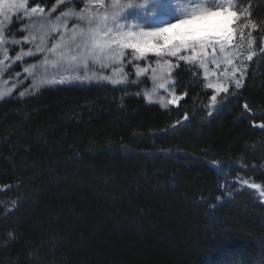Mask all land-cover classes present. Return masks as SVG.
I'll use <instances>...</instances> for the list:
<instances>
[{"label":"trees","instance_id":"16d2710c","mask_svg":"<svg viewBox=\"0 0 264 264\" xmlns=\"http://www.w3.org/2000/svg\"><path fill=\"white\" fill-rule=\"evenodd\" d=\"M231 6L254 55L211 115L192 66L168 109L104 84L0 101V264H264V0Z\"/></svg>","mask_w":264,"mask_h":264},{"label":"rangeland","instance_id":"374dc122","mask_svg":"<svg viewBox=\"0 0 264 264\" xmlns=\"http://www.w3.org/2000/svg\"><path fill=\"white\" fill-rule=\"evenodd\" d=\"M228 3L229 0H103L101 4L97 0H53L50 10L43 9L41 12L40 7H35L37 11L33 12L30 0H24L23 9L8 13L12 19L5 21L3 15H0V21H3L0 27L5 30V43L0 46V60L4 61L0 64V93L3 94L0 101L29 97L48 87L104 84L117 88H133L134 94L143 98L147 104L167 109L176 99L173 73L180 66L198 69L205 88L212 95L219 96L224 93L215 91V86L218 85L238 88L242 84L245 71L243 64L248 58L250 47L248 41L245 44L247 48L239 47L234 38L223 49L214 42L206 43L203 47L200 43H195L196 55L190 61L180 60L179 57L193 55L191 46L181 50L175 57L162 52L160 56L149 54L139 60L132 54L131 49H126L125 55L119 61L102 66L101 63H93L89 59L87 67L83 60L79 61V66L71 62L72 55H83V49L77 51L75 45L64 50L63 60L59 58V51L55 54L47 51L62 35L64 39H70L73 25L76 26V32L86 29L87 20H80L79 15L100 18L107 16L109 21L115 16L113 34L120 25H123L121 31L135 32L166 28L160 35L165 48L181 40L188 41L191 45L200 38L227 36L233 34L231 25L234 18L231 12L199 14L224 7ZM179 19H187L188 22L180 24ZM169 23L176 27H169ZM54 26L56 31H53ZM24 36L29 37V43L23 42ZM17 40L21 41L19 45L14 43ZM77 43L81 41L78 40ZM149 43L155 46L154 41ZM38 47H43L45 51L35 56L23 57L20 61L15 60V56L22 50L31 48L36 52ZM5 51L8 53L7 59ZM24 68L29 71L24 72ZM138 68H147V71L137 75ZM61 80L65 83L60 84ZM113 80L118 83L113 84ZM209 85L213 87L210 88ZM21 93L24 95L21 96ZM215 107L210 102L209 112L212 113Z\"/></svg>","mask_w":264,"mask_h":264},{"label":"snow or ice","instance_id":"6c2138e0","mask_svg":"<svg viewBox=\"0 0 264 264\" xmlns=\"http://www.w3.org/2000/svg\"><path fill=\"white\" fill-rule=\"evenodd\" d=\"M98 3H103V0H97ZM24 8V0H0V15H3L4 20L8 21L12 19L8 13L12 12L13 10H16L19 12L21 9ZM33 12H36L37 9L34 7L32 8ZM40 11L42 12L43 9L41 8ZM216 12H231L233 16L232 21V33L227 36L223 37H215V38H200L198 41L193 42L191 45H189L188 41L181 40L176 42L175 44L165 48L163 42L160 39L161 33L166 31V28L158 27L151 31H121V28H123V25H120V27H117L115 29V34H113V25L116 24V17L113 16L112 20L109 21V18L107 16H104L103 18L100 17H91V16H82L79 15L78 18L80 20H87V27L85 30L76 32L75 31V25H73V32L71 34L70 39H64L63 35L61 36V39L52 45L50 49H47V51L51 53H57L59 51L60 53V59L63 60L64 58V50L71 48L73 45H75L77 51H80L83 49V55L77 56L72 55L71 56V62L77 64L79 66V61H84V66L87 67L88 60L91 59L93 63H101L102 66H104L105 63H113L116 61H119L124 55L126 49H131L132 54L135 55L136 59H143L146 58L149 54L160 56L162 52H167L169 55L175 57L177 54L183 50L184 48L191 46L193 48V55H183L180 56V60L184 61H190L195 58V43H200L203 47L206 43L214 42L220 45L221 49L224 48L225 44L231 42L234 38L235 32H240L241 36L244 35L243 28L249 27L248 24H245L241 27H237V22L241 19L242 13L237 12L235 9L232 8L230 0L229 3L226 4L224 7H219L215 9H211L207 13H200L199 15H205V14H215ZM27 15V13H24ZM66 15V14H65ZM195 18V17H193ZM178 19V18H175ZM187 19H179L180 24L187 23ZM3 21H0V24H2ZM95 25V27H93ZM169 27H176L175 24L169 23ZM257 27L256 24H251V28L255 29ZM56 27H53V31H56ZM4 28L0 27V46H2L5 43L4 40ZM249 37H251V33L249 32ZM22 40L24 43H29V37L24 36L22 37ZM81 41V43H77V41ZM149 41H154L155 46H151ZM15 44L19 45L21 43L20 40L14 41ZM249 47H251V41H249ZM45 49L43 47H38L36 52H33L31 48L24 51L22 50L20 53H18L15 56L16 61L22 60L23 57H31L35 56L40 52H44ZM254 53H249L248 60H252ZM8 58V53L5 51V59ZM4 61L0 60V64H2ZM24 72H28V68L23 69ZM147 68H138L137 69V75H139L141 72H146ZM153 72H155V69H153ZM53 83H56L53 81ZM60 84H64L65 81L61 80L59 81ZM113 84L118 83V81L113 80ZM161 87H163V84H161ZM210 88H212V85H209ZM215 91L219 92H225L227 93L229 89L224 86H215ZM3 94L0 93V96ZM24 93H21V96H23ZM210 100L212 102V105L215 106L217 102V96L215 94L211 95ZM245 110H250L249 105L245 103L243 105ZM211 111L209 112V115H211ZM185 119H187V114L185 115ZM255 127L256 125L253 124ZM260 128H264V123H261L259 125ZM215 166V165H214ZM251 188L257 189L260 187L258 184H251ZM261 196L264 197V192H261Z\"/></svg>","mask_w":264,"mask_h":264},{"label":"water","instance_id":"95a60500","mask_svg":"<svg viewBox=\"0 0 264 264\" xmlns=\"http://www.w3.org/2000/svg\"><path fill=\"white\" fill-rule=\"evenodd\" d=\"M262 206L264 207V200L261 201Z\"/></svg>","mask_w":264,"mask_h":264}]
</instances>
